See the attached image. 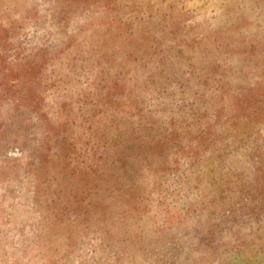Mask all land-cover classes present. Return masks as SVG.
I'll return each mask as SVG.
<instances>
[{
	"label": "rangeland",
	"instance_id": "rangeland-1",
	"mask_svg": "<svg viewBox=\"0 0 264 264\" xmlns=\"http://www.w3.org/2000/svg\"><path fill=\"white\" fill-rule=\"evenodd\" d=\"M0 264H264V0H0Z\"/></svg>",
	"mask_w": 264,
	"mask_h": 264
}]
</instances>
